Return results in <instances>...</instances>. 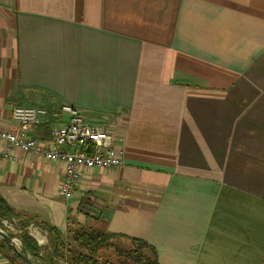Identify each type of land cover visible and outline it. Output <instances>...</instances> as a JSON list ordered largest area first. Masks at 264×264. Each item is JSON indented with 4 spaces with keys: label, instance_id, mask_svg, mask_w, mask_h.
Listing matches in <instances>:
<instances>
[{
    "label": "crops",
    "instance_id": "1",
    "mask_svg": "<svg viewBox=\"0 0 264 264\" xmlns=\"http://www.w3.org/2000/svg\"><path fill=\"white\" fill-rule=\"evenodd\" d=\"M61 105L108 118L123 164L81 169L65 201L60 164L9 148L17 213L143 240L159 264H264V0H0V132L16 106ZM51 123L31 136L51 146Z\"/></svg>",
    "mask_w": 264,
    "mask_h": 264
},
{
    "label": "built area",
    "instance_id": "2",
    "mask_svg": "<svg viewBox=\"0 0 264 264\" xmlns=\"http://www.w3.org/2000/svg\"><path fill=\"white\" fill-rule=\"evenodd\" d=\"M48 118L52 121L51 146L31 136L32 128ZM12 119L18 125V134L0 132V140L8 146L0 153V160L9 159V148H14L35 158L60 164L63 177L57 193L65 201L74 198L81 169H118L123 164L121 153L114 148L111 135L107 132L108 118L92 124L75 108L61 105L53 109L16 106L12 109ZM0 223L1 230L14 234L6 221ZM26 231L36 243L40 242L43 235L39 227L29 225Z\"/></svg>",
    "mask_w": 264,
    "mask_h": 264
},
{
    "label": "trees",
    "instance_id": "3",
    "mask_svg": "<svg viewBox=\"0 0 264 264\" xmlns=\"http://www.w3.org/2000/svg\"><path fill=\"white\" fill-rule=\"evenodd\" d=\"M11 219L20 222L22 234L19 239L34 264H159L155 250L143 240L105 233L77 224L70 218L66 221V232L62 234L48 223L17 213L0 196V221ZM29 225L40 227L46 233L48 243L45 247L38 246L27 235ZM11 252L8 257L2 254ZM0 256L10 264H23L1 240Z\"/></svg>",
    "mask_w": 264,
    "mask_h": 264
},
{
    "label": "water",
    "instance_id": "4",
    "mask_svg": "<svg viewBox=\"0 0 264 264\" xmlns=\"http://www.w3.org/2000/svg\"><path fill=\"white\" fill-rule=\"evenodd\" d=\"M0 240L18 256L23 264H34L23 248L19 237L17 238L15 235L8 234L0 229ZM15 243H19L18 248H16Z\"/></svg>",
    "mask_w": 264,
    "mask_h": 264
},
{
    "label": "rangeland",
    "instance_id": "5",
    "mask_svg": "<svg viewBox=\"0 0 264 264\" xmlns=\"http://www.w3.org/2000/svg\"><path fill=\"white\" fill-rule=\"evenodd\" d=\"M2 221H6L8 224H9V228L10 229H13V235H15L17 238L19 237V236H21V234H22V229L20 228V222L19 221H17V220H15V219H11V220H2ZM1 222V221H0ZM1 224V223H0ZM1 227H2V225H0V229H1ZM12 234V233H11ZM28 235V234H27ZM119 243V242H118ZM121 244V243H120ZM124 245V244H123ZM15 246H16V248H18L19 247V243H15ZM3 255H5V256H10V255H12V252H11V254H7V253H2ZM4 258V257H3ZM5 259V258H4ZM6 260V259H5ZM6 261H8V260H6ZM8 263H9V261H8ZM10 264V263H9Z\"/></svg>",
    "mask_w": 264,
    "mask_h": 264
}]
</instances>
